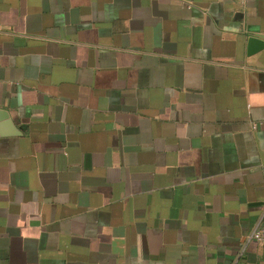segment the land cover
<instances>
[{"label": "crops", "instance_id": "0c3cea01", "mask_svg": "<svg viewBox=\"0 0 264 264\" xmlns=\"http://www.w3.org/2000/svg\"><path fill=\"white\" fill-rule=\"evenodd\" d=\"M264 0H0V264H264Z\"/></svg>", "mask_w": 264, "mask_h": 264}, {"label": "built area", "instance_id": "2783aa9c", "mask_svg": "<svg viewBox=\"0 0 264 264\" xmlns=\"http://www.w3.org/2000/svg\"><path fill=\"white\" fill-rule=\"evenodd\" d=\"M248 240H253L264 247V224L255 227L249 233Z\"/></svg>", "mask_w": 264, "mask_h": 264}, {"label": "water", "instance_id": "95a60500", "mask_svg": "<svg viewBox=\"0 0 264 264\" xmlns=\"http://www.w3.org/2000/svg\"><path fill=\"white\" fill-rule=\"evenodd\" d=\"M249 43V52H255L256 50L261 49L264 47V37L262 36H253L249 38L248 40Z\"/></svg>", "mask_w": 264, "mask_h": 264}]
</instances>
